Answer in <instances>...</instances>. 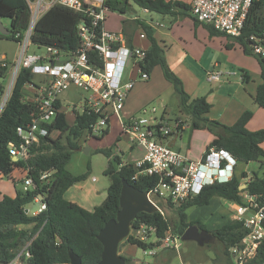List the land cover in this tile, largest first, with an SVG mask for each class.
Returning a JSON list of instances; mask_svg holds the SVG:
<instances>
[{
  "label": "trees",
  "instance_id": "1",
  "mask_svg": "<svg viewBox=\"0 0 264 264\" xmlns=\"http://www.w3.org/2000/svg\"><path fill=\"white\" fill-rule=\"evenodd\" d=\"M130 1L142 9H148L151 13L160 15L174 14L176 10L191 12L187 4L176 0H108V4L112 12L125 14L130 11ZM0 18L10 20V35L0 34V37L18 43L19 39H16V35L23 34L27 30L30 19L26 0H0ZM82 20L83 16L73 11L55 7L38 21L32 42L38 46L52 47L65 52L75 51L80 44L78 28ZM205 26L211 37L227 39L225 45L227 50H232L239 45L245 55L253 56L257 60L261 69L262 83L258 86L253 99L259 108L264 109V59L252 53L249 41L252 35L256 37L264 35V0L254 2L243 35L239 38L220 33L210 25ZM122 30L129 42H132L137 32L146 34L150 47L147 49L143 70L151 75L156 67L161 68L164 78L173 86L179 97L181 113L191 119V131L208 130L214 136V141L207 149L212 147L225 149L239 162L245 164L252 162L264 164V131L248 130L247 126L253 118L251 113H243L232 126L209 119L207 115L212 107L207 98L204 96L194 99L186 93L183 82L168 65L164 49L154 37L153 29L146 23L136 20L123 22ZM8 73V66L0 67V97L6 90L1 80H4ZM32 79L33 75L29 71L23 70L19 74L10 99L0 114V172L16 184L21 181V178L23 182L28 171V176L33 178L36 185L29 191H17L14 197H8L0 192V264H12L20 254L19 259L26 264H70V251L81 257L84 264H98L103 253V245L98 235L106 223L116 219L120 211L123 181L148 193L158 185L159 179L150 176H139L134 179L138 173L135 164H123L121 158L116 157V166L110 164L105 171V175L110 177L111 185L108 196L101 206L88 211L68 201L65 198L66 192L74 185L87 180L90 174L88 171L82 175H73L67 170L73 153L80 148L78 140L89 137L91 125L99 119L97 115L86 113L81 115L76 113L75 118L60 113L55 123L50 126L51 132L55 130L59 132L57 138H42L39 144L31 148V157L27 162H14L9 145L19 142L17 129L30 122L34 110L32 104L24 102L23 95L25 85ZM242 80L249 82L251 77L243 71ZM62 138H65V143L62 142ZM106 155L112 156V151L106 152ZM262 170L261 175L253 173L244 190L240 188L242 181L248 178L246 172H243L241 176H238L236 172L228 183H217L205 187L199 195L190 197L174 209L177 215L174 224L160 212L138 214L131 225L132 234L120 244L119 248L123 244L143 250L155 247L134 237L133 233L142 224L156 227L159 239L164 238L169 231L182 237L190 226L196 225L200 230L209 231L229 256V250L246 235L243 224L234 220L210 231L199 220L189 222L187 212L192 208L207 207L215 198L242 205L245 192L250 195L264 196V169ZM51 171L55 173L48 183L40 180L42 174ZM16 174L19 178H16ZM39 197L46 203V210L35 216L26 213V207ZM21 226H32V229H22ZM27 253L29 257L26 256ZM124 259L126 264L131 262L128 258ZM249 264H264V244L258 250L256 258Z\"/></svg>",
  "mask_w": 264,
  "mask_h": 264
},
{
  "label": "built area",
  "instance_id": "2",
  "mask_svg": "<svg viewBox=\"0 0 264 264\" xmlns=\"http://www.w3.org/2000/svg\"><path fill=\"white\" fill-rule=\"evenodd\" d=\"M256 0H191V14L201 24L212 26L216 31L232 38L243 35L248 15ZM30 19L27 30L17 34L19 54L13 69L11 80L5 93L0 97V114L5 109L19 74L25 70L33 75L31 82L23 90L24 102L34 106L31 120L18 127L17 144L10 143L9 150L16 162H27L31 157V148L39 144L42 138H57L58 131H50L60 113L68 111L61 97L73 88H79L89 94L84 99L81 112L78 106L72 107L68 114L75 118L80 115H97L98 121L91 125V136L103 135L112 118H116L121 133L128 138L143 155L134 164L139 176L157 177L158 185L148 192L149 200L156 206L157 212L166 217V209L173 210L190 197L199 195L205 187L228 183L236 173L238 160L225 149L212 147L206 149L199 160H191L172 146L168 139H177L185 129V123L177 120L175 128L162 115L155 122L148 119V106L137 113L124 117L123 111L135 85L139 81H148L150 75L143 70L147 50L128 41L125 33H110L105 30V22L111 8L108 0H26ZM62 7L83 16L78 28L79 47L75 51L65 52L52 47L45 48L47 54L39 56L28 53L30 46L41 48L32 42L38 21L51 9ZM147 14L148 9H143ZM135 12V11H134ZM136 13V12H135ZM146 23L135 17L132 21ZM159 26L161 24H158ZM139 38L147 40L144 32ZM250 48L255 56L264 59V35L249 37ZM7 57L0 55V67H7ZM128 70L126 80L125 72ZM214 69L206 75L207 82L217 84L224 77L231 76ZM39 78V81H36ZM69 103V100H68ZM153 108L150 113L155 115ZM264 169V164H263ZM55 171L44 173L40 180L49 182ZM4 175L0 172V180ZM244 189L250 179L247 178ZM24 191L36 187L31 176L23 179ZM243 189V190H244ZM244 203H229L234 220L243 224L246 230L244 238L229 250V256L235 264H249L264 244V196L243 194ZM40 208L33 213L38 215L46 210L43 198L35 199ZM162 204L166 205L163 206ZM171 204V206H170ZM158 229L142 224L133 233L141 242L150 238L164 249L179 253L182 247L181 237L169 231L164 238H157ZM145 254L147 252L145 251ZM149 254L155 255L154 251ZM21 254L19 255V257ZM27 257L30 255L27 253ZM18 257V258H19Z\"/></svg>",
  "mask_w": 264,
  "mask_h": 264
},
{
  "label": "rangeland",
  "instance_id": "3",
  "mask_svg": "<svg viewBox=\"0 0 264 264\" xmlns=\"http://www.w3.org/2000/svg\"><path fill=\"white\" fill-rule=\"evenodd\" d=\"M129 6L130 11H127L125 14L112 11L108 13V20L104 25L107 32L122 33L123 22H132L135 17L147 22H150L151 18L156 20L161 17L157 13H145L133 1L129 2ZM2 24L5 28L9 29L10 20L3 19ZM221 42H223V39L216 41V48L209 56V59H212L209 62H203V70L213 68V70L217 69L226 74H232L223 78L221 84L214 83L210 85L205 81V73L192 75L184 69L181 70L179 66V76L176 75L183 82L184 89L189 96L195 98L205 96L207 98L212 107L210 113L207 115L209 119H216L215 121H221L220 123L225 122L229 123V125H234L243 113L249 112L253 117L250 129H253V132L264 131V109L259 108L253 99L258 86L262 83L260 74L257 71L258 69H256L257 60L253 56L245 55L238 48L226 50L221 45ZM28 53L39 56L47 54L45 48H37L35 46H30ZM18 54L19 45L16 42L0 37V55L7 57L9 67L7 77L1 80L6 88L11 80ZM243 71L250 75L251 80L249 82H243ZM127 75L128 70L125 72L124 80H126ZM36 81L38 82L39 78H36ZM134 92L135 100L128 108H138L143 104L142 107L148 106V119L152 122H155L154 118L160 119L164 115L172 128H175L177 120H182L186 124L184 132L181 131L177 138L175 144L176 150H180L182 155H191L202 150V145L207 143V137L205 136L208 133H196L194 141L190 144V137L192 135L190 128L191 119L186 114L181 113L179 97L176 95L173 86L164 78L160 67L154 69L148 81H139L134 87ZM88 97L89 94L79 88H73L63 95L61 99L64 107L68 110L66 112L67 116L75 105L78 106V110L81 112L83 100ZM153 108L157 110L155 115L150 113ZM220 115H222V118ZM104 132L103 135H90L89 137L80 138L78 140L80 148H88V151L87 153L75 151L67 166V170L73 175H82L90 171L87 180L74 185L66 194L68 201L78 203L90 211L101 206L108 196L111 180L109 176L105 175V171L110 164L116 166V157L121 158L126 164L132 159L141 158L143 155L139 149H131L132 144L129 143L127 137L122 135L120 126L115 119H112L110 124L105 127ZM62 142L65 143V138H62ZM211 144L212 142L208 146ZM110 150L112 151V156L108 157L106 152ZM262 169L263 165L259 163L252 162L245 164L238 162L236 172L238 176L246 172L250 179L255 172L261 175ZM16 178H19L18 174H16ZM21 181L15 184L4 177L0 180V192L8 197H14L17 191L24 190ZM245 183H247L246 179L242 181L241 190L244 189ZM39 208L40 204H36L35 202L26 207L30 215H33ZM230 212L232 210L228 202L215 198L209 206L205 208H192L187 213L189 222L199 220L208 230L213 231L234 221V216ZM164 213L169 222L174 224L175 220H177L175 210L166 209ZM147 243L153 244L155 247L143 250L139 247L123 244L119 248V255L130 259L131 262L129 264H235L225 253L224 247L216 240L204 247H200L195 242H183L179 253L162 248L155 237L150 238ZM145 251L147 254H145ZM151 251H154L155 255L149 254ZM12 264L26 263H23L18 258Z\"/></svg>",
  "mask_w": 264,
  "mask_h": 264
},
{
  "label": "crops",
  "instance_id": "4",
  "mask_svg": "<svg viewBox=\"0 0 264 264\" xmlns=\"http://www.w3.org/2000/svg\"><path fill=\"white\" fill-rule=\"evenodd\" d=\"M176 1L185 3L189 7L191 4V0H176ZM159 16H161L159 19L155 20L151 18L150 22H147V21L146 22H147V25H149L153 29L154 37L156 38L160 46L164 49L165 58L170 68L177 75L179 72L178 66L181 70L184 69L187 73L190 72L192 75L205 73L206 83L212 85L211 83L207 82L206 75L208 72L213 71V68L203 70V62H209V60L212 59V58L209 59V56L215 50L217 40L223 39V42H221V45L224 46L225 48V45L227 44V39L225 37H211L207 27L205 26L206 24L204 25L196 21L195 18H193L190 11L184 12L182 10H176L174 11V14L173 13L168 14V15L159 14ZM158 24H161V25L159 26ZM138 34L139 32H137L133 36V39H132L133 43L135 44V46L144 48L147 50L150 47V42L148 40L140 39ZM236 48L241 49L239 45H236L234 49ZM256 69H258L257 71L260 74L261 69H260L258 62H257ZM221 83L222 81L219 82L218 84H221ZM192 98H195V97H192ZM134 100H135V92L133 89L132 93L130 94L127 100L125 109L123 111L124 117L133 115L143 108L142 107L143 104L140 105V107L138 108L136 107L128 108L130 104L133 103ZM222 115H220L221 118H222ZM112 119L116 120V118H112ZM211 120H216V119H211ZM252 120L247 126L248 130L250 131L253 130V129H250L253 123ZM222 124L226 126H232V125H229V123H225V122H222ZM196 133H208L207 136H205L207 137V141H206L207 143H204L202 145L201 151H197L195 153H192L191 155L185 154V156H187L191 160L201 159L204 152L209 147L208 145L214 141V136L208 130H195V131H192V135L190 137V144L194 141ZM176 142H177V139H174V138L168 139L167 141V143L171 145L173 148H175ZM132 146H131L132 150L136 149L134 146L133 147ZM263 148H264V145H263ZM137 160L138 159H132L129 163H135ZM123 164L125 163L123 162ZM66 194H65V198H66ZM81 207L84 208L83 206ZM20 228L28 230V229H32V226H21Z\"/></svg>",
  "mask_w": 264,
  "mask_h": 264
},
{
  "label": "water",
  "instance_id": "5",
  "mask_svg": "<svg viewBox=\"0 0 264 264\" xmlns=\"http://www.w3.org/2000/svg\"><path fill=\"white\" fill-rule=\"evenodd\" d=\"M0 34L3 36L10 35V29L3 26L1 18ZM76 151L87 153L88 148H79ZM13 161L16 162V159H13ZM157 211L156 206L149 200L147 193L140 191L127 181H123L120 195V211L116 219L106 223L98 235V239L103 245L102 257L98 264H126V260L119 255V247L130 236L133 221L140 213L151 214ZM181 240L182 242H195L200 247L215 241L209 231L200 230L196 225L190 226L181 237ZM69 257L70 264H84L81 257L73 251L69 252Z\"/></svg>",
  "mask_w": 264,
  "mask_h": 264
}]
</instances>
